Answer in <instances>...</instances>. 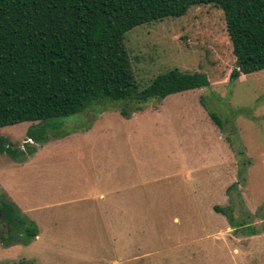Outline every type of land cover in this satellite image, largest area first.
<instances>
[{
    "label": "rangeland",
    "instance_id": "obj_1",
    "mask_svg": "<svg viewBox=\"0 0 264 264\" xmlns=\"http://www.w3.org/2000/svg\"><path fill=\"white\" fill-rule=\"evenodd\" d=\"M124 44L139 89L172 69L209 86L129 118L110 104L1 128L16 155L0 154V197L31 210L20 212L38 238L10 228L0 264H264V70L229 81L236 59L212 5L137 27ZM247 162L245 184L227 194ZM99 205L116 207H78ZM214 206L232 207L235 226Z\"/></svg>",
    "mask_w": 264,
    "mask_h": 264
},
{
    "label": "trees",
    "instance_id": "obj_2",
    "mask_svg": "<svg viewBox=\"0 0 264 264\" xmlns=\"http://www.w3.org/2000/svg\"><path fill=\"white\" fill-rule=\"evenodd\" d=\"M203 5L223 12L236 59L229 81L263 71L264 0H0V129L42 125L90 107L101 113L110 104L129 118L170 95L207 88L205 75L172 69L139 89L124 44L125 35L137 27L180 18ZM207 113L223 129L219 116ZM4 153L16 155L0 136ZM249 164L239 165V182L227 194L245 184ZM213 210L235 226L232 207ZM10 228L28 242L38 236L36 225L1 196L3 243L11 238Z\"/></svg>",
    "mask_w": 264,
    "mask_h": 264
},
{
    "label": "crops",
    "instance_id": "obj_3",
    "mask_svg": "<svg viewBox=\"0 0 264 264\" xmlns=\"http://www.w3.org/2000/svg\"><path fill=\"white\" fill-rule=\"evenodd\" d=\"M32 162V157L30 158V159H28L25 163L23 162L22 164H16V163H13V166H17V167H23V166H25V165H27V164H29V163H31ZM17 207H18V209L21 211V212H23V213H25V214H29L30 212H31V210H29L28 208H26L23 204H21V206L19 205H17ZM78 207H82V209L84 210V211H89V212H94V211H108L110 208H106V207H116V206H106V205H99V206H78ZM86 207H89V208H86ZM118 211H120V212H122V210L123 211H127L128 210V206L127 205H125V204H119L118 206ZM132 208H134V206H132ZM29 210V211H28ZM109 233H113V234H115V236H114V238H115V240H120V238L119 237H117V235H116V233H121V232H117L116 231V229H114V230H110L109 231ZM126 236H124V238H125ZM36 238H38V237H36ZM117 240V241H118ZM130 259H137V256H135V257H132V258H127V257H125L124 258V261L122 260V259H120V260H122V261H120V262H123L124 264H126L127 262L126 261H128V260H130ZM120 262H115V264H120Z\"/></svg>",
    "mask_w": 264,
    "mask_h": 264
}]
</instances>
